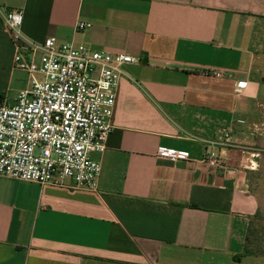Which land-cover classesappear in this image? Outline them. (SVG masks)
Listing matches in <instances>:
<instances>
[{
  "label": "crops",
  "instance_id": "0c3cea01",
  "mask_svg": "<svg viewBox=\"0 0 264 264\" xmlns=\"http://www.w3.org/2000/svg\"><path fill=\"white\" fill-rule=\"evenodd\" d=\"M9 10L22 12L26 42L55 38L138 62L123 67L106 150L91 155L101 164L95 191L0 176V264L256 259L245 252L264 220V112L250 50L264 0H0V103L12 105L26 85L2 19ZM77 23L90 27L76 32ZM203 67L233 75L206 77ZM224 129L229 140L217 144ZM211 155L223 167L209 168Z\"/></svg>",
  "mask_w": 264,
  "mask_h": 264
},
{
  "label": "built area",
  "instance_id": "2783aa9c",
  "mask_svg": "<svg viewBox=\"0 0 264 264\" xmlns=\"http://www.w3.org/2000/svg\"><path fill=\"white\" fill-rule=\"evenodd\" d=\"M14 45L13 67L27 75L26 87L12 105L0 103V176L39 185L97 189L100 161L113 126L111 123L123 67L138 60L126 54L95 50L55 38L41 43L23 40L20 10L2 16ZM77 23L75 31L89 28ZM206 77L231 78L228 69L203 67ZM238 89L244 87L242 82ZM230 130H222L225 144ZM209 145L215 142L206 141ZM158 156L188 158L187 152L160 148ZM205 164L216 169L222 161L211 155ZM253 167L252 164H250Z\"/></svg>",
  "mask_w": 264,
  "mask_h": 264
},
{
  "label": "rangeland",
  "instance_id": "374dc122",
  "mask_svg": "<svg viewBox=\"0 0 264 264\" xmlns=\"http://www.w3.org/2000/svg\"><path fill=\"white\" fill-rule=\"evenodd\" d=\"M250 52L254 59V68L259 72V75L257 76L261 85V93L259 96V109L264 112V24L260 26L258 35L256 36V40L253 43ZM19 76L22 82V86L24 85L23 87H25V83L27 80L26 73L22 71ZM259 129L262 130H258L259 132L257 133L262 134L261 138H264V127H259ZM262 147H264V145H262ZM262 155H264V148H262ZM262 175H264V171H262ZM258 201L262 206V210H264V177H262V182L258 194ZM252 241H255V243H253ZM245 253L253 255L252 257L256 258L252 261L250 259V261H248L246 264H264V220L259 222L258 226L254 228L252 233H250L249 243L246 246Z\"/></svg>",
  "mask_w": 264,
  "mask_h": 264
}]
</instances>
